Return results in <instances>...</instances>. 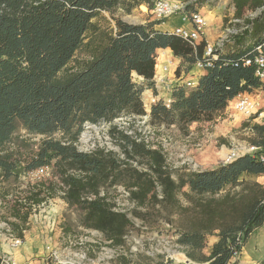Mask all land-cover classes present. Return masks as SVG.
Instances as JSON below:
<instances>
[{
  "label": "trees",
  "instance_id": "1",
  "mask_svg": "<svg viewBox=\"0 0 264 264\" xmlns=\"http://www.w3.org/2000/svg\"><path fill=\"white\" fill-rule=\"evenodd\" d=\"M233 2L238 17L246 8L264 5V0ZM139 4L137 0H0L3 178L17 173L14 155L3 148L23 127L45 136L24 170L55 161L54 176L60 180L35 184L26 197L29 209L63 191L69 206L81 208L82 224L102 232L114 247L125 244L133 218L150 227L164 220L191 260L181 264H231L234 253L242 252L254 231L264 225V183L254 179L264 175V124L248 125L253 152L211 169L188 171L173 169L163 148L149 144L134 122L129 121L134 130L129 134L116 120L148 115L149 124L174 125L184 133L194 122L216 120L236 95L260 86L254 64L247 61H253L255 47L264 38V12L247 20L249 28L219 52L196 87L175 89L169 105L158 99L147 112L144 86L134 81V73L154 88L159 49H171L190 64L189 70L202 57L205 42L194 49L180 36L156 28L158 22L132 24L114 17L112 32L100 34V43L94 45L99 31L94 19L102 11L129 14ZM88 32L93 37L86 42ZM84 48L89 58L70 70L76 53ZM103 122L119 150L99 144L80 150L77 143L85 124ZM55 133L63 138L53 137ZM121 185L136 202L130 214L115 210L108 200L109 189ZM102 189L105 195H100ZM180 193L187 203L179 199ZM15 215L25 222L29 212ZM213 234L217 239L206 253Z\"/></svg>",
  "mask_w": 264,
  "mask_h": 264
},
{
  "label": "rangeland",
  "instance_id": "2",
  "mask_svg": "<svg viewBox=\"0 0 264 264\" xmlns=\"http://www.w3.org/2000/svg\"><path fill=\"white\" fill-rule=\"evenodd\" d=\"M173 1L181 2L182 0ZM225 6L226 10H224ZM232 6L235 7L233 0H220L215 6H209L213 14H209L210 12L207 14L213 22L217 18L220 19H218V22H220V26L218 27L221 28L220 33L222 29L230 25L229 21L232 18H240L243 20L246 18L245 22L247 23V17L244 16H249V14L256 12V9L253 7L246 8L244 15L238 17L236 16V8L232 9ZM218 7L223 9H218ZM143 9H146V7L143 6ZM114 17H120L122 20L132 24L158 22L155 27L167 31H170L174 25L181 23L178 16H173L166 20L165 24H161L153 15L148 13L141 14L135 9L129 14L123 11L116 12L115 14H111L110 12L106 14L102 13L94 19L95 24L99 28L97 33L98 37L100 34L112 32L115 27ZM143 21L145 23H142ZM208 29L210 28L208 27ZM216 29H211L212 39L215 38L216 33H219ZM91 35L92 33L90 32L86 34V42L91 40L93 37ZM98 37L96 36L94 45L100 43L101 38ZM163 54L164 51L157 52V62L158 57ZM89 56V52L85 48L79 50L68 68L70 70L76 69L79 63L89 58ZM163 57L166 60L165 64L168 60H174V66L170 67L169 71L164 75L166 76L164 83L175 82V77L178 76L177 70H180L179 76L188 71L190 64L182 58L175 55L168 57L167 54L163 55ZM176 65L177 69L174 68ZM133 79L144 86L142 96L147 112H149L151 105L155 102L153 98L157 101L158 99L164 100L168 96L164 83L158 79L156 73L154 77V88L149 87L139 76L133 75ZM147 90L152 91L149 97L145 96V91ZM160 94L162 96H157ZM258 108L260 111H264L263 95L260 98ZM258 111L248 120L243 116L236 115L224 121L223 119H226V114L221 113L213 122L192 123L187 133L182 132L174 125L170 127H155L148 123L149 117L145 120L143 117L130 118L125 116L118 118L117 122L126 124V127H129L127 124L128 121L131 120L134 122V127L146 135L155 146L163 148L168 162L173 169L184 168L188 171H197L217 167L222 163H226L233 152L241 153L246 149H250L253 138L250 127L255 124H264V115L259 117ZM108 130L109 125L104 122L87 125L84 127L77 143L79 149L87 151L99 144L119 150L116 143L111 140ZM85 131H89L91 134L88 140L84 139ZM53 137L57 139L63 138L61 133H55ZM44 138L45 136L43 135L32 134L23 127H19L12 140L3 148L4 151L6 150L14 155L13 159L16 160L17 167L15 171L17 173L5 179L0 169V222H9L7 218L13 220V217H17L15 215L16 212H20L21 214L29 212V216L22 228V223L20 222L17 225L9 222L11 228L17 235L24 229L27 231L24 234V244L21 247L11 250L7 246L2 245L8 249L5 253L7 257L11 258L13 264H54V261L48 257L49 255L46 252L45 246L48 241L56 245H64L65 240L62 235L64 232L73 235H86L89 240L86 245L89 257L96 259L99 255H102L104 260L101 264H167L170 261H172L171 264H181L187 262L189 258L186 255L185 249L176 243V235L173 234L174 228L164 220H160L154 227H150L140 219L133 218L134 226L126 237L125 244L114 248L102 232L86 228L82 224L81 208L69 206L61 196L62 191L58 192L56 196L49 198L48 202L33 209L12 202L9 196L15 192L22 193V195L27 197L37 183H45L50 180L60 182L59 177L54 176L55 161L51 165L53 167V176L42 181L32 179L29 171L24 170L26 162L36 154L39 144ZM121 187L124 186L121 185ZM109 196L112 201L114 200L120 203L119 208L129 207L126 199L122 196V191L119 186L109 189ZM179 199L183 203H187L183 193L179 194ZM20 220L22 221V219ZM26 222H30V224L27 225ZM32 238H36L38 244L36 240L34 243L30 242ZM216 239L215 234L209 236L208 247L205 250L206 253H209ZM111 249H115L117 254L114 258L109 259L108 251Z\"/></svg>",
  "mask_w": 264,
  "mask_h": 264
},
{
  "label": "built area",
  "instance_id": "3",
  "mask_svg": "<svg viewBox=\"0 0 264 264\" xmlns=\"http://www.w3.org/2000/svg\"><path fill=\"white\" fill-rule=\"evenodd\" d=\"M137 1L140 2V4L134 8L135 10L139 11L141 14L148 13L153 15L156 20L161 22V24H165L166 20L173 16H178L181 20V23L179 25H174L170 32L180 36L194 49H196L201 42H205L202 57L193 64L191 69H189L187 72H184L183 75L175 77V82L164 83L166 76L161 79V81L165 85V90L168 92V96L164 98V101L167 105L171 103L172 94L175 89H179L181 87L185 89L196 87L203 72L206 69L214 66V62L218 59L219 52L223 50L236 35L249 28V23L245 22L246 18L244 20L240 18H232L229 21L230 25H227L224 29H222L221 33L214 42H210L207 37V29L210 24L206 13H211L212 11L209 6H215L220 2V0H182L181 2H175L173 0ZM143 6H145L146 9H143ZM220 7H218V9H223ZM231 8L235 9L234 6H232ZM224 10H226V6L224 7ZM263 12L264 5L256 10V12H253L249 14V16L244 17H247V20H252ZM102 13L106 14L109 12L102 11ZM142 23H145V21H143ZM251 63H253L255 66V76L260 81V86L250 92H240L232 100H230L223 112L226 114V119H223L224 121H227L228 119L236 115L243 116L248 120L259 110L258 104L260 98L262 95L264 96V38L255 47L253 61H247V64ZM172 66H174V60H168L165 65L166 73ZM174 68L177 69V65ZM153 101H156V99L153 98ZM258 115L259 117H262L264 115V111L259 110ZM142 117L147 120L149 116L144 115ZM118 123L120 124L121 128H126L129 134H134V130L126 127V124H121L120 122ZM89 124L90 123H86L85 127ZM127 124L129 126V121L127 122ZM141 134L149 144H151L153 147H158L155 146L146 135H144L142 132ZM255 149L256 147L251 146L250 149H246L241 153L233 152L232 156L227 159L226 163L239 156L240 154L253 152V150ZM29 174L31 175L32 179L42 181L53 176V167L51 165H43L35 170L29 171ZM119 188L121 189L122 196L126 199L129 207L119 208L120 203L115 202L114 200L112 201L109 194L108 200L115 204V210L127 212L128 214H130L129 212L134 207H136V202L131 199L130 192L126 188L121 186H119ZM61 194L63 195L64 192L62 191ZM100 195H105L104 189L101 190ZM9 198L12 200V202H15V204L18 203L25 206L30 205L27 198L22 195V193L15 192L11 194ZM48 200L49 199H47V201H44L42 204L48 202ZM26 224L29 225L30 222H26ZM26 232V229H24L22 230V235H17L11 228L9 222H0V241H2V243L11 250L17 249L24 244L23 237ZM62 235L65 240L64 245L60 246L48 241L47 245L45 246L46 252L49 255L48 257L54 261V264H101L104 260L102 255H99V257H97L96 259L89 257L88 250L86 248L89 240L86 235H73L70 233L66 234L65 232ZM108 253V258L112 259L117 254V251L115 249H111L110 251H108ZM240 254L241 252L238 251L234 253L233 261L231 262V264H237V260ZM0 258L1 264H13V261L10 257H7V254L5 252L0 253Z\"/></svg>",
  "mask_w": 264,
  "mask_h": 264
},
{
  "label": "crops",
  "instance_id": "4",
  "mask_svg": "<svg viewBox=\"0 0 264 264\" xmlns=\"http://www.w3.org/2000/svg\"><path fill=\"white\" fill-rule=\"evenodd\" d=\"M207 13H206V16L208 17L209 24H210V26H209L210 29H208V31H207V35H208L207 37H208V40L210 42H214L220 34L221 28L218 27V26H220L219 25L220 22H218L219 18H217L213 22V20L210 18V16H208ZM209 14H213V13L211 12ZM215 14H217V12ZM213 28H217L216 31L219 32V33H216V36L214 39L211 38V35H212L211 29H213ZM160 51L161 52L164 51L163 55L167 54L168 57L170 55H174L171 49H159L157 52H160ZM163 55L158 57L159 61H158L157 65L160 63L162 65H164L165 58L163 57ZM161 74H163V70H162ZM156 75H157V77H159V75H160L157 73V69H156ZM140 78L143 79L142 77H140ZM151 93H152L151 90H147V91H145V96L149 97L151 95ZM157 96H162V94L157 95ZM194 123H198V122H194ZM254 179L261 182V183H264V175L256 176ZM13 218H14L13 219L14 221L10 220V218H7L8 219L7 221H9L13 225H17L19 222L22 223L21 228L24 226L25 223L23 221H21L19 218H17V217H13ZM19 235H21V234H19ZM35 240H36V243L38 244V241L36 238H32L30 242L34 243ZM2 245H4V244H2L0 241V253H3L2 251L5 252L9 249L8 247H7L8 248L7 249L5 246H2ZM2 247H4V249H2ZM263 262H264V225L257 228L254 231V233L251 235V237L249 238L248 242L244 246V248H243V250H242V252H241V254L237 260V264H263Z\"/></svg>",
  "mask_w": 264,
  "mask_h": 264
},
{
  "label": "bare ground",
  "instance_id": "5",
  "mask_svg": "<svg viewBox=\"0 0 264 264\" xmlns=\"http://www.w3.org/2000/svg\"><path fill=\"white\" fill-rule=\"evenodd\" d=\"M158 61H159V60H158ZM165 61H166V60H165ZM165 65H166L165 63H164V65H162L161 63L157 65V73L160 74L159 77H158L159 80H161V79L164 77V75L166 74ZM162 70H163V74H161V73H162ZM134 75L137 76L138 74H137V73H136V74L134 73ZM93 127L96 128L95 126H93ZM96 129H97V128H96ZM90 135H91V134H90L89 131H85V132H84V139H85V140H88V139L90 138ZM180 254H181V253H180ZM178 255H179V254H178ZM184 260H185V256H184Z\"/></svg>",
  "mask_w": 264,
  "mask_h": 264
},
{
  "label": "water",
  "instance_id": "6",
  "mask_svg": "<svg viewBox=\"0 0 264 264\" xmlns=\"http://www.w3.org/2000/svg\"><path fill=\"white\" fill-rule=\"evenodd\" d=\"M135 74H136V73H135ZM137 76H138V75H137ZM189 262H191V260H190V259H188V260H187V263H189Z\"/></svg>",
  "mask_w": 264,
  "mask_h": 264
}]
</instances>
